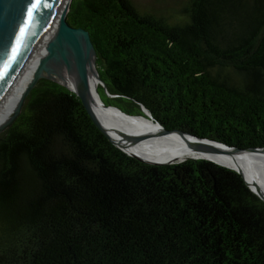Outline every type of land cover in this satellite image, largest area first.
Masks as SVG:
<instances>
[{
    "label": "trees",
    "instance_id": "trees-1",
    "mask_svg": "<svg viewBox=\"0 0 264 264\" xmlns=\"http://www.w3.org/2000/svg\"><path fill=\"white\" fill-rule=\"evenodd\" d=\"M106 105L238 148L264 147V0H70ZM108 94L106 93V91ZM0 264H264V201L204 159L150 164L41 77L0 131Z\"/></svg>",
    "mask_w": 264,
    "mask_h": 264
},
{
    "label": "bare ground",
    "instance_id": "bare-ground-1",
    "mask_svg": "<svg viewBox=\"0 0 264 264\" xmlns=\"http://www.w3.org/2000/svg\"><path fill=\"white\" fill-rule=\"evenodd\" d=\"M67 2L65 0L62 4L59 16L66 11ZM57 35L52 36L51 40L45 39V34L40 37L16 80L0 101V131L9 117L18 112L24 92L35 79L46 76L73 92L79 86L78 66L81 64L84 68L83 87L90 108L99 124L122 149L151 161L176 162L190 156L212 157L236 168L248 184L264 197V150L245 153L206 151L185 136H148L158 133L160 127L156 123L144 115L128 117L112 107H106L101 100L95 59L92 51L87 49L82 34L73 33L70 41ZM142 133V137H136Z\"/></svg>",
    "mask_w": 264,
    "mask_h": 264
},
{
    "label": "water",
    "instance_id": "water-1",
    "mask_svg": "<svg viewBox=\"0 0 264 264\" xmlns=\"http://www.w3.org/2000/svg\"><path fill=\"white\" fill-rule=\"evenodd\" d=\"M64 1L65 0H0V101L7 94L11 85L16 80L17 75L23 68L24 63L28 59L29 54L32 52L40 37L42 35L44 36V34L45 39L47 40H51L52 36L58 34L57 36L60 35L67 41H70V39H72L73 37V33L78 32L84 37L86 47L87 49L92 51L95 59V51L88 31L82 27H74L67 21L66 14L69 8L70 0H68L67 2L68 4L66 11L62 16H59V12ZM83 69V65L79 64V86L78 89L73 90V93L81 100L83 106L85 107L93 122L109 138V140L121 150L126 152L128 155L134 156L144 162L150 164L174 163L173 161L146 160L137 155L130 154L122 149V147H120L117 142L113 138H111V136L99 124L92 109L90 108L89 99L83 87ZM97 77L98 84L105 87L104 82L98 75V72ZM36 81L37 79H35L29 85V87L24 92V97L29 92L30 88L36 83ZM106 93L108 94L107 91ZM24 97L22 99V102L24 100ZM106 107H112L128 117H136V115L126 114L116 106L106 105ZM141 110L144 113L145 117L149 118L150 120L153 119L150 112L144 106L141 107ZM17 113L18 112L9 117L3 128L12 122ZM154 123H156L160 127V129L157 130V134H159L158 136H167L170 134L185 136L192 139L200 149L206 151L245 153L256 150H264V147L238 148L235 146H229L224 143L204 137H198L192 133L180 131L178 129L168 130L164 128L158 121H154ZM136 137H142V135H137ZM232 169L238 172L243 177L246 185L264 201V197L248 184L244 176L238 170H236V168Z\"/></svg>",
    "mask_w": 264,
    "mask_h": 264
},
{
    "label": "rangeland",
    "instance_id": "rangeland-1",
    "mask_svg": "<svg viewBox=\"0 0 264 264\" xmlns=\"http://www.w3.org/2000/svg\"><path fill=\"white\" fill-rule=\"evenodd\" d=\"M132 1L138 7H140L141 9L149 10V11H155L157 13L170 14V15H177V13L179 12V10L182 8V6L186 2V0H132ZM41 77H39V78H41ZM43 77L46 78V76H43ZM100 95L101 94H99V96ZM100 98H102V97L100 96ZM151 121L154 122V119H151ZM180 131H183V130H180ZM184 132H187V131H184ZM141 135H144V134L142 133ZM158 135L159 134H150L148 136H157L158 137ZM181 139H183V141L186 143V141H185L184 138H181ZM191 157H199V158H192V159H204V160H208V161L214 162V163H216L218 165L224 166L226 168L232 169L231 167L223 164L221 161H218V160L213 159L212 157H207V156H190L188 158H191ZM188 158H185V159H188ZM176 162H180V161H176Z\"/></svg>",
    "mask_w": 264,
    "mask_h": 264
}]
</instances>
